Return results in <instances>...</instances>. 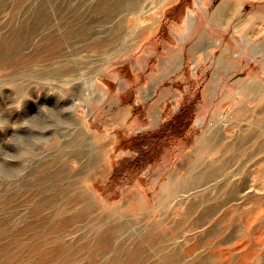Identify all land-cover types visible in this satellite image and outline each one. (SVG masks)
<instances>
[{
    "label": "rangeland",
    "instance_id": "374dc122",
    "mask_svg": "<svg viewBox=\"0 0 264 264\" xmlns=\"http://www.w3.org/2000/svg\"><path fill=\"white\" fill-rule=\"evenodd\" d=\"M214 1L0 0V264H264V115L245 93L264 85L262 0H232L240 69L221 84ZM189 100L187 139L110 179L137 156L118 133Z\"/></svg>",
    "mask_w": 264,
    "mask_h": 264
},
{
    "label": "trees",
    "instance_id": "16d2710c",
    "mask_svg": "<svg viewBox=\"0 0 264 264\" xmlns=\"http://www.w3.org/2000/svg\"><path fill=\"white\" fill-rule=\"evenodd\" d=\"M201 89L202 86H200V91ZM200 94L198 100L200 99ZM194 105L195 101L193 100L183 101L178 111H169L170 113L167 114L161 124L153 130L140 131L131 136L119 132V145L123 144L125 147L135 151L137 156L131 161L126 159L115 165L110 179L117 177L119 173L127 169V166L141 168L152 161H156L172 141L186 140L187 134H189V126H191L193 120ZM139 109L136 108L132 114L135 116L142 115V111Z\"/></svg>",
    "mask_w": 264,
    "mask_h": 264
},
{
    "label": "crops",
    "instance_id": "0c3cea01",
    "mask_svg": "<svg viewBox=\"0 0 264 264\" xmlns=\"http://www.w3.org/2000/svg\"><path fill=\"white\" fill-rule=\"evenodd\" d=\"M208 2L209 0H206V4ZM262 2H264V0L260 1L259 2L260 4L259 3L255 4L254 10H256V13L258 14L257 15L253 14V17L257 16L255 21L257 20L258 21L257 23H259V25L260 24L264 25V4ZM233 4H234V1L232 0H215L214 1V6L211 12V18H212L211 23L210 25L206 26V42L209 41V38H210L209 36L215 35L214 37L215 39L212 38L213 41H212L211 46L213 47L210 50L213 52H217V55H219V58H217L216 62H214V66L212 67V70L208 72L206 83L221 84L222 81L233 72V70L234 71L236 70V72H238V70L240 69L239 64L227 61L225 59L224 54H226L227 49L226 48L223 49V46L225 43L224 37L227 36L228 34L227 29L225 30V27L227 25L225 16L227 14V11L229 12V10L232 8ZM220 27L223 28L224 30L223 32H221L222 29L221 30L218 29ZM259 30H260L259 34L264 33V28H260ZM233 34L235 35L238 33H236V31H234L233 29H230L229 36ZM258 82L260 81L252 79L250 84H248L249 90L248 88H246L245 93L249 91L251 94L250 96L251 98L254 99V97H256L257 101H256L255 107L258 110L256 111V115L259 116V115H264V85L262 84L259 85ZM216 96L218 95L212 94V96L210 95L209 97H206V98L211 99Z\"/></svg>",
    "mask_w": 264,
    "mask_h": 264
},
{
    "label": "bare ground",
    "instance_id": "6f19581e",
    "mask_svg": "<svg viewBox=\"0 0 264 264\" xmlns=\"http://www.w3.org/2000/svg\"><path fill=\"white\" fill-rule=\"evenodd\" d=\"M127 34V32H125ZM123 35V34H122ZM130 36V35H129ZM124 37V36H123ZM6 43L8 46L12 47L14 45V42H12L10 39H6ZM13 49V47L11 48Z\"/></svg>",
    "mask_w": 264,
    "mask_h": 264
}]
</instances>
